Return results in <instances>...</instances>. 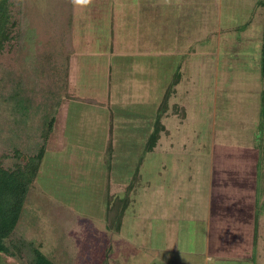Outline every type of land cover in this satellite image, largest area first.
<instances>
[{"label":"rangeland","instance_id":"rangeland-1","mask_svg":"<svg viewBox=\"0 0 264 264\" xmlns=\"http://www.w3.org/2000/svg\"><path fill=\"white\" fill-rule=\"evenodd\" d=\"M136 1L9 0L11 36L0 52V166L11 170L38 153L41 160L22 217L13 235L6 239L9 253L0 252V264L28 263L26 255L13 246L18 236L34 241L54 264H104L103 249L108 251L109 242L120 243L121 237L137 245L127 224L116 237L111 231L100 236L95 232L101 231L99 215L111 204L109 195L117 191L113 187L118 180L136 171L129 189L133 190L140 175L152 176L151 169L158 161L152 150L158 140L150 149L147 140H153V135L133 141V148L128 147L121 155L132 160L133 171L129 170L120 157L111 158L109 110L119 123L121 118L143 116V123L117 125H134L140 131L149 117L151 132L162 97L177 71L169 108L161 118L165 129L162 132L161 127L159 132L176 150V156L166 157L167 164L175 157L179 162L183 155L186 160L179 163L184 167L182 177L188 173V166L195 167L198 172L194 180L199 182L213 161L215 167L229 163L223 161L225 155L238 159L231 165L254 160L258 174L255 196L257 203L264 201V3L148 0L151 39L140 43L141 33L134 28L140 19L126 8ZM121 6L123 11L111 22L113 8ZM68 19L73 23L71 33L75 32L72 44L70 33L64 43ZM31 27L34 33L33 29L28 31ZM83 36L90 37L92 43L87 44ZM72 45L83 52L85 48L93 50L86 56L81 52L72 56ZM115 55H129L127 66L135 73L131 71L127 77L133 85L124 87L120 94L123 104L109 106L102 77L118 57ZM80 73L85 78L84 89L73 84ZM142 83L145 88L140 87ZM134 95H144L142 101L151 107L138 106L131 112ZM73 96L90 97L98 104L65 102ZM114 105L117 107L112 108ZM66 115L70 116L69 124L63 121ZM143 157L145 162L141 161ZM63 178L65 181H61ZM201 205L197 203L192 212L205 213ZM102 241H107L106 247ZM125 250L135 253L130 246ZM127 260L141 264L139 253L133 260L128 255Z\"/></svg>","mask_w":264,"mask_h":264},{"label":"crops","instance_id":"crops-1","mask_svg":"<svg viewBox=\"0 0 264 264\" xmlns=\"http://www.w3.org/2000/svg\"><path fill=\"white\" fill-rule=\"evenodd\" d=\"M136 2H134L135 4L131 3L133 5H126V8H128V11H133L132 13L136 14V18L140 19V22L135 20L136 23L134 25V28L138 29L141 33L142 41L140 43H149L145 42L146 39L148 41L151 39L148 28L150 18L146 9L149 1L137 0ZM121 8L122 6L116 7L115 10L113 8L110 18L111 22L113 21V17L117 19L118 13L123 11ZM74 36L75 32H72L71 44L75 38ZM83 38L86 39L87 44L92 43L90 37L86 38L83 36ZM92 50L93 48H85L83 52L82 49L77 50L72 45L71 54L73 56L75 53L81 52V54L86 56ZM119 56H114L117 58L113 59V64L105 70L102 77L106 88V98H109L107 100L109 106L116 102L123 104L124 101L120 94L124 87L132 84V79H127L128 75L135 73L132 71L133 69L127 66L130 62L129 55L120 58ZM158 64L164 73L163 64L161 65L160 62ZM67 70H69L68 66ZM87 75L90 76V72ZM148 78H150V75L144 80L146 81ZM84 79L81 78L80 73L74 79L73 84H79L84 89L86 87ZM144 85L142 83L140 87L145 88ZM86 90L90 92L91 88L87 87ZM143 90L145 91V89ZM140 93L143 94L144 92L140 90ZM135 96L137 95H134L130 101L132 103L130 106L131 112L138 106L149 107L150 103L142 101L144 95H142V98H135ZM67 99H65V102L70 101L71 103H75V101H79L83 102L81 104L92 103L86 101L85 98L76 99L75 97H71ZM95 104H98V102ZM99 106L105 107L104 105ZM115 107L117 105L112 106V108ZM111 112L109 110L108 118H112V128L111 132H109V137L111 136L110 140L112 141L110 145L111 158L115 160L117 157H120L122 159L120 161L123 162L125 167L133 171L134 165H132V160L128 161L126 157L121 155L127 149L133 148V141L149 137V117H146L148 121L145 122V129L140 131V129L136 130L134 125H131V128H123L122 125L118 127L117 125L122 124L121 122H124V124L143 123V116L134 119L128 117L125 119L121 118V122L119 123L115 119V115L113 116V112ZM111 114L112 117H110ZM69 120V115L64 116L63 121L65 124H69ZM164 124L165 121L162 122V126L164 127L162 132L165 129ZM157 140V147L155 146V151H152L157 155L156 159L158 161L151 169L152 176L145 177L143 174L142 176L140 175L136 188L129 190L131 188L130 184L135 182V180L133 181L134 172H128V175L125 174V178L118 180L113 187L117 191L109 195V203L116 205V210H118V206L120 207L119 214L112 211L108 212L105 208L106 211L99 215L101 217L99 219L102 222L99 225L101 231L97 230L95 232L97 236L111 231V234L113 233V236L115 235L116 237L120 235L119 233H121L124 225L127 224L133 231L132 239L137 241V245L125 241L126 239L122 237L120 243L118 241L115 242V240L110 241L108 251L107 249H103L104 254H106L104 256V264H131L127 262V256L129 255L130 259L133 260L135 254L137 255L138 253L141 264H226L227 261H232V263L228 264H263L264 214L261 211H264V201L257 203L258 201L255 196L258 177L257 162L247 159L246 163H240L241 165L238 163L231 165L230 162H237L238 159L225 155L224 157L227 158H224L223 161H228L229 163L226 162L223 165L215 167L214 161L213 163L211 162L212 164L207 171L202 173V177L198 182L194 180L193 176L195 172H198V170H194L195 167L188 166V173H185L182 177L181 172L184 167L180 168L183 165L179 163L186 160L181 158L183 155H180L179 162L175 161V159H178L175 157L172 162L170 161L171 163L167 164L166 157L170 156L171 158L172 155L176 156V150L174 149L175 147H171V144L166 143L165 134L158 133ZM160 144L161 147H159ZM198 147L197 145L194 149L199 152L200 148ZM149 152V150L146 152L147 156ZM190 155L193 156L194 154ZM161 156L163 159H160ZM193 160H196V158L192 159V162ZM141 161L145 162L144 157ZM190 161L188 160L187 162ZM179 168L180 171H178ZM178 172H180L179 176ZM61 181H65V179L63 178ZM193 194H196L194 200L191 199L194 196ZM197 199L198 202H196ZM197 203L202 204L201 208L205 213L198 215V213L192 212L197 208ZM135 220L137 221L135 222ZM247 236H250L252 239L248 241ZM107 244V241L106 243L104 241V244L103 241L101 242V245L104 247ZM129 246L135 253H126L127 250L125 248H129ZM261 259L262 261H259ZM255 260L259 261V263Z\"/></svg>","mask_w":264,"mask_h":264},{"label":"trees","instance_id":"trees-1","mask_svg":"<svg viewBox=\"0 0 264 264\" xmlns=\"http://www.w3.org/2000/svg\"><path fill=\"white\" fill-rule=\"evenodd\" d=\"M264 3V0H259L258 5L261 6ZM9 0H0V52L6 41L10 38L8 23L10 20V9H9ZM72 11V8H70ZM71 14V12H70ZM72 16V14H71ZM13 24V22H12ZM72 25L71 19H68L67 33H65V41L69 35H72ZM34 28H28V31H31ZM68 33H70L68 35ZM71 40V39H70ZM69 40V41H70ZM262 61L264 62V23H263V35H262ZM262 71L264 75V65H262ZM179 76L178 71L175 73L174 77ZM173 77V79H174ZM176 78V79H177ZM171 81L168 90L164 93L162 97V103L157 109L156 116L153 120V130L149 135H153V140H147V147L150 149L154 146V143L157 141L158 133L161 130L162 115L166 113L167 108H169V100L171 92L174 90L172 86L177 82V80ZM88 102L97 103L93 99H85ZM173 106V105H172ZM41 160V153L38 155L25 158L19 164H16L15 168L7 170L0 166V252L4 251L9 253V247L6 244V239H9L15 230V227L18 225V222L21 219L22 211L24 208L25 199L29 190V186L35 177V173L39 167ZM136 173V171H135ZM134 173V174H135ZM136 175V174H135ZM136 179V176L133 177V180ZM131 186V184H130ZM114 201L113 198H111ZM124 206V205H123ZM116 210V205H108V212L112 211L116 214H119L120 207L118 206ZM114 210V211H113ZM123 210V209H121ZM17 242H13V246H16L18 252H22L28 258L27 264H54L41 250L40 246L35 245V242L24 237H16ZM11 253V252H10Z\"/></svg>","mask_w":264,"mask_h":264}]
</instances>
